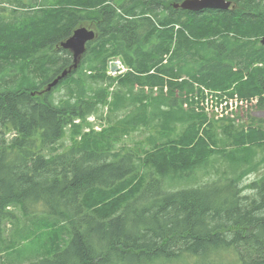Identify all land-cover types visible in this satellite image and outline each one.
<instances>
[{
    "label": "trees",
    "instance_id": "1",
    "mask_svg": "<svg viewBox=\"0 0 264 264\" xmlns=\"http://www.w3.org/2000/svg\"><path fill=\"white\" fill-rule=\"evenodd\" d=\"M51 1L0 0L10 11L0 10V229L18 206L62 237L50 254L26 264H264V176L242 187V173L163 187L165 178L188 179L197 167L207 172L214 155L239 160L236 151L264 147L259 127L206 123L203 112L183 107L193 83L202 84L257 97L250 118L262 121L264 0L199 11L173 7L182 0ZM80 26L96 34L82 55L93 59L89 77L116 80L108 108L122 120L113 122L131 130L149 124L159 133L142 155L103 146L90 131L56 152L64 128L107 96L100 87L91 91L97 101L92 93L73 100L88 91L73 78L77 69L36 93L72 63L58 44ZM110 56L140 74L106 76ZM69 82L67 98L56 100L52 90ZM218 127L234 150L222 148Z\"/></svg>",
    "mask_w": 264,
    "mask_h": 264
},
{
    "label": "rangeland",
    "instance_id": "2",
    "mask_svg": "<svg viewBox=\"0 0 264 264\" xmlns=\"http://www.w3.org/2000/svg\"><path fill=\"white\" fill-rule=\"evenodd\" d=\"M23 1L28 2L30 0ZM114 1L115 3L118 2L117 0ZM38 2H40V0H38ZM51 2L52 5L55 3L53 0ZM1 9H5V12H7L6 15H9L10 11H8L9 6L7 3L1 2L0 10ZM23 12L24 9L19 8L16 13L21 14ZM10 18L11 17L8 16L6 17L7 20ZM112 57L120 58L122 60L120 56H110L109 58ZM92 63V58L90 59L89 64V60L82 56L77 66L78 68H76L77 70L75 69L76 72L74 73L75 75L73 78H76L77 81L83 79L88 91L82 96L79 95V93H73V100L76 97L87 98V96L92 93L91 91L96 92L100 87L106 88V99L103 102L97 101L94 98L95 94L92 93V100L97 101L95 103L94 110L92 113L87 114L84 118H74L72 123L68 124V126L64 128L62 137L55 145L57 146L56 152H61L68 148L71 144L80 142L79 140L81 135L84 134V132L89 133L90 131L92 135L96 136L99 140H102L100 144L103 146L112 145L115 149L128 148L135 151L139 155H142L144 150L151 147V144L148 143L149 138H156L159 133H157L156 130L151 129L149 124L140 126L137 130H131L122 123L113 122L118 117L119 121L122 120L120 113L113 112L110 108H108L110 104L109 102L111 101L113 92L116 88V80H114L112 84L108 85L107 82L101 83L91 79L88 74L90 71L91 74L95 72V70H91L89 68V65H92ZM125 65L129 68V72H133L135 75L140 74L126 63ZM152 71L153 70H149V72ZM104 73H106L105 68ZM182 78L187 79L185 75L181 74L179 80ZM71 84L74 83H64L59 87H55L52 90L53 97L56 100H59L61 97L67 98L65 93H68L67 89ZM193 86V91L189 93L191 98L187 103H184L183 107L184 109L190 107L194 108L197 112H203L207 118L206 123L212 121L218 125L221 121H226V124H232V127L236 130H240L241 128L247 129L248 127H259L264 130V116L257 112V116L263 118L262 121L250 118L251 112L255 110L252 109V106H254L257 97L250 96L249 98H244L238 96L237 94H229L227 91L212 89L203 86L202 84L193 83ZM164 90H166V87ZM115 115H117V117ZM143 121L145 120L143 119ZM73 124L80 125L82 127L80 133L78 129L75 130V128L71 126ZM179 129L180 126L178 125L177 130L173 133L176 134ZM216 131L222 148L227 150V152L236 148L235 145H231L230 139L226 138L220 127H218ZM102 133L104 136H100ZM245 147L247 146L245 145ZM250 148L251 152L242 149L234 153V156H236L239 160H231L224 156L214 155L209 159L206 165H203L205 166V171L207 167V172L203 173L204 171L201 167H197L193 176L188 179L182 180L165 178L163 181V187L166 190L180 189L182 187L199 184L205 180H212L220 175L232 177L237 176L240 173H242V175H240L238 185L241 187L245 186L252 180L264 176V147L251 145ZM241 157H245V159L241 160ZM244 190L249 191V189ZM12 211L14 213V217L12 220L3 222L0 229V264H26L41 255L50 254L52 249L59 245L58 242L60 244L62 243V237L57 239L58 236H54V234H52V231L54 230L53 226H49L47 228L42 222H35L34 219L32 221L29 220L28 217L23 215L18 206L12 207ZM64 237L67 238L66 233Z\"/></svg>",
    "mask_w": 264,
    "mask_h": 264
},
{
    "label": "water",
    "instance_id": "3",
    "mask_svg": "<svg viewBox=\"0 0 264 264\" xmlns=\"http://www.w3.org/2000/svg\"><path fill=\"white\" fill-rule=\"evenodd\" d=\"M115 3V1H114ZM174 8H181L189 11H199L202 9H228L233 6L227 0H182L179 3L173 4ZM96 37L93 29L87 26H80L72 31V34L58 44V47L68 50L72 54V63L62 72L49 82L42 90L36 91L37 94H42L44 91L50 90L58 81L64 78L72 70H75L85 52V44ZM264 42V36L261 39ZM34 94V92H32ZM264 116V112H259Z\"/></svg>",
    "mask_w": 264,
    "mask_h": 264
},
{
    "label": "built area",
    "instance_id": "4",
    "mask_svg": "<svg viewBox=\"0 0 264 264\" xmlns=\"http://www.w3.org/2000/svg\"><path fill=\"white\" fill-rule=\"evenodd\" d=\"M127 72L129 68L120 58L112 57L106 62V73L110 77H119Z\"/></svg>",
    "mask_w": 264,
    "mask_h": 264
}]
</instances>
